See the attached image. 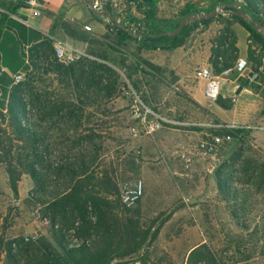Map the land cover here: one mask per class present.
Returning <instances> with one entry per match:
<instances>
[{
    "label": "rangeland",
    "instance_id": "1",
    "mask_svg": "<svg viewBox=\"0 0 264 264\" xmlns=\"http://www.w3.org/2000/svg\"><path fill=\"white\" fill-rule=\"evenodd\" d=\"M142 1L149 8L156 9L158 18L180 22L185 17L195 15V10H199L195 2H206ZM252 1V5L256 6L257 0ZM243 10L246 15L251 12L247 6ZM131 15L138 19L143 18L139 10ZM193 23L184 25L191 26L188 35L184 44L174 50L144 49L134 43H127V46L119 49L120 52H115L108 47L109 43L105 44L107 41L93 44L92 48H97L96 52H104L105 47L106 51L111 52L110 55L107 53V56L111 63L118 66L112 65L120 77L115 99L99 102L100 106L89 107L83 113L85 117L92 116L84 121L83 129L92 127L95 130L97 137L93 138V148L89 149L86 144L74 147L73 140L65 139L51 141L43 146V151L50 156L54 164L59 162L60 156H77L79 150H89L90 156L95 155L90 175L99 178L102 173L108 174L117 184L119 192L124 185L142 181L143 194L132 207H126L121 201L110 198L113 208L111 206L105 209L109 213L105 218V226L111 231L114 230L113 233L117 234V229H120L127 219L132 218L137 222L135 226L142 231L144 237L139 252L122 259H114L113 264H188L190 252L202 244L207 245L210 252L221 259L223 264H264V184L257 186L255 181L254 185L246 184L248 177L245 175L249 173L254 179L257 163L264 162V130H250L246 145L231 139L230 142L219 146L214 153L204 154L199 150L200 142L209 139L210 134L216 135L217 131L204 125L218 124L217 120L201 110L197 112L195 104H192L177 86H172V75L167 67L170 54L176 51L178 60L182 61V57L188 59L190 68L210 66L213 71V51L220 47V37L227 29L235 34L237 45L240 42L244 51L247 50L245 52L255 73L258 72L262 54L253 44V53L249 54L247 39L239 40V33L243 28L230 14L215 18L207 25L192 26ZM99 24L106 35L114 38L115 33L108 31L101 20ZM90 27L96 28V22L91 21ZM228 40H231V37ZM104 44L106 46H103ZM143 52L147 55L143 56ZM239 52L242 51L238 48ZM130 55H135L141 63L147 62L157 68L154 71L156 74L149 73L143 65H136ZM24 72L23 82H27V74L31 71ZM234 76L232 72L227 75L220 74L221 93L231 86L230 80L234 81ZM32 77L36 80V87L40 86L37 82L41 81L43 88L51 92L52 89L48 86L50 82L55 84V75L49 72L47 75L40 73ZM192 80L196 82L193 77ZM1 85L2 91L5 88ZM60 91L62 92V88ZM260 91L263 92L264 87L260 88ZM63 93L65 101L68 91ZM235 96L237 102L234 110L225 112L224 119L242 123L253 118V110L259 100L244 93ZM23 99L28 104L27 117L30 121H37V113L33 112L30 97L26 92ZM143 106L168 120L189 123L188 127H184L189 128L188 136H191L188 150L176 147V141L181 137L176 138L172 131L181 127L180 125H163L159 131L148 136L134 135L131 129L141 123ZM190 107L193 108L192 111ZM257 113L264 114V104L259 107ZM248 123L247 125L264 127V119L260 123L252 119ZM64 127V123H59L53 130L57 129L63 135L72 136V132L68 133ZM163 136L165 146L154 150L151 146L153 139ZM0 143V238L31 241L41 237L50 238L54 228L53 221L58 222L55 232L61 229V225L59 220L53 218L48 205L59 191H65L69 186L68 174L65 171L56 176L50 169L44 168L42 172L45 183L40 191L28 174L20 173L22 170L17 168L16 161L19 145L14 140L7 113H4V117L0 116ZM55 146H58L57 150ZM65 161L63 158L59 164H66ZM181 162L184 169L183 174L179 175L174 173V165ZM11 164L16 167L15 175L19 178L17 196L13 195L9 185L7 168ZM219 178H227L229 181L226 184L234 186L238 195L236 199L223 197L217 188ZM57 184L61 186L58 187ZM91 211L89 209L88 219L95 224L97 219ZM62 223V233L66 240L76 242L81 239L78 234L81 221L77 219L75 222ZM102 232L101 229H92L83 239L95 242L103 236ZM80 234H83V231ZM201 253L204 255L205 251L202 250ZM198 258L197 255L190 264H208L205 259L202 261L203 258Z\"/></svg>",
    "mask_w": 264,
    "mask_h": 264
},
{
    "label": "trees",
    "instance_id": "2",
    "mask_svg": "<svg viewBox=\"0 0 264 264\" xmlns=\"http://www.w3.org/2000/svg\"><path fill=\"white\" fill-rule=\"evenodd\" d=\"M214 3L215 1H212L210 8L204 11L206 14L213 13L212 5ZM21 5L25 6L26 3L21 2ZM144 6H147V8L145 9ZM247 7L251 11L248 15L250 19L238 15L239 12H236L233 8L228 10L234 20L249 33V39L252 40L253 45L259 48L261 54H264V36L254 24V22H257L263 25L260 13L250 3ZM137 9L142 12V19L135 18L133 15L128 17L129 22L138 27L136 34L117 28L114 38L108 35L104 36L105 41H107L105 44L109 43L108 47L110 49L120 52L119 49H122V46H127V43H134L144 49L174 50L184 44V39L188 35L191 26H184L180 33L175 36H165L164 33L173 32L178 28L180 20L160 19L156 15V9L154 7L149 8L144 2H140ZM242 12L246 14L244 10ZM194 13H201V10H195ZM218 17L221 16L202 19L194 22L192 26L207 25ZM10 24L11 22L8 19L6 26H10ZM3 25L4 23L0 20V33ZM228 35L231 40H228ZM80 39L83 42L86 41L85 37ZM35 40L37 43L29 49L27 54H24V58L28 60L27 70L31 71L27 74L29 80L12 86L5 112L9 115L14 140L19 145L16 152L17 168L22 170L20 173L28 174L40 191L43 190L42 186L45 183L42 172L44 168L50 169L56 176L66 171L70 184L65 191H59L48 205L53 218L59 220L61 229L55 232L56 223L58 222L53 221L52 226L54 228L50 238L41 237L36 241H31L30 239L5 240L1 237L0 264H113L114 259H122L139 252L144 243L142 231L135 226L137 222L132 218L127 219L123 226L117 229V234L112 232L114 230L111 231L105 226V218L109 215L105 209L112 206L110 198L120 201L117 184L106 173L100 174L99 178L93 174L90 175V168L94 163L95 155L94 157L90 156L89 150H79L77 156H60L59 162L54 164L50 160V156L43 151V146L51 141L57 142L65 139L68 141L73 140L74 147L86 144L89 149L93 148V138L97 137V134L94 133L95 130L92 127L83 129L84 121L91 119L92 116L85 117L83 113L89 107L100 106L98 105L99 102L117 97L120 77L113 66H118L109 60L107 53L110 55L111 52L106 50L96 52L97 49L92 47L88 48L87 53L98 61L82 59L73 64L62 65L54 57V48L49 37L37 35ZM220 43V47L213 51L212 67L215 75H220L223 71L232 69L239 56L236 36L231 30L227 29L223 33L220 37ZM105 44L104 46H106ZM249 48V54H252L251 46ZM130 56L136 65H143L149 70V73H155L154 71L157 68L147 62L141 63L135 55ZM219 58H221V61H219ZM49 72L56 77L55 84L50 82L51 84L48 86L51 87V92H48L45 87L43 88V82L41 81L37 82L40 86L36 87L34 85L36 80L32 77L34 74L47 75ZM232 73L235 75L234 79H236L237 74L234 71ZM259 81L264 82L263 75L259 76ZM239 85L243 88H250L255 94L260 95L264 101V91L261 92L257 84L248 86L242 78ZM61 88L62 92L60 91ZM65 90L68 91V97L64 101L63 91ZM24 92L30 97V105L33 112L37 113V121H30L27 117L28 104L23 99ZM215 103L226 111L231 110L234 105L230 100L222 98L221 95ZM0 116L4 117V113L1 111ZM59 123H64V130L68 133L72 132V136L63 135L57 129L53 130ZM217 123L220 124V122ZM59 131H61V128ZM250 133V130L244 129L215 131V134L219 136L230 135L232 140H237L241 145L247 144L246 141ZM57 147L55 146V149ZM63 158L67 163L59 164L63 161ZM15 168L11 164L7 168V173L10 189L13 195L17 196L19 178H16ZM245 175L248 177L246 184L254 185L253 181L257 183V186L264 184V162L257 163L254 179L249 173H245ZM227 181H229L227 178H219L217 188L226 199L230 197L236 199L238 195L234 190L235 188L226 184ZM89 209L92 210L91 212L97 219L95 224H92L88 219ZM77 219L82 224L78 232L81 239L76 242L68 241L63 237L62 228L64 227L62 222H75ZM92 229L93 231L95 229L103 231L100 240L88 242L87 239H83L85 235L88 236ZM82 231L83 234H80ZM262 236L264 237V227ZM202 250L205 251L204 255L201 253ZM197 255L199 256L198 259L203 258L202 261L205 259L208 264H223V261L212 254L205 244L190 252L187 263L194 262ZM117 264L124 263L119 262Z\"/></svg>",
    "mask_w": 264,
    "mask_h": 264
},
{
    "label": "crops",
    "instance_id": "3",
    "mask_svg": "<svg viewBox=\"0 0 264 264\" xmlns=\"http://www.w3.org/2000/svg\"><path fill=\"white\" fill-rule=\"evenodd\" d=\"M205 1L206 2H195V5L198 4L196 7L204 14L206 13L204 11L210 8L213 0ZM21 2L26 3L24 0H0V20L4 23L0 33V84L5 88V91L0 90V111L3 113L6 112L12 89V76L27 70L28 60L24 58V54H27L29 49L37 43L35 40L37 35L59 38L85 51H87L89 47H93V44L106 42L104 39L106 34L99 24L100 20L88 8L87 0H45L43 7L39 10L38 16H32L27 4L23 6ZM144 8L146 9L147 6H144ZM137 10H133V13H136ZM8 19L11 24L7 27L6 23ZM91 21L96 22V28L90 27ZM87 27L90 28V31L85 29ZM81 37H85L86 41H81ZM241 38H246L248 41L249 33L241 29L239 40ZM237 46L239 51H242L239 52V55L247 57L245 52L247 50L244 51V47L240 42ZM144 55L147 54L143 52V56ZM177 55L178 52L176 51L170 54V62L167 66L169 73L172 75V86H177L182 91V94L185 95L192 104H195L197 112L201 110V112H204L209 117H212L217 120V122L224 125L249 126L247 124H249L248 122L252 119H256L259 123L260 121L262 122L264 114H258L257 111L259 107L264 104V101L250 88L242 87V90L236 94L238 87L241 85L233 80H230L231 86L221 93L222 98L230 100L232 97L236 98L235 95L244 93L249 97H256L259 102L257 101V105L253 110V118H250L248 121L236 123L233 120L227 121L224 119V113L233 111L236 103L229 111L223 110L216 103H209L204 97L205 82L198 80L194 82L192 76L189 74L190 70L193 68L189 67L188 59L182 57V61L178 60ZM160 79L163 80V78ZM192 109L193 108L190 107L191 111ZM174 122L185 124L180 125L181 127L177 129H173L172 133H175L173 135H176V138L181 137V139L176 141V147H180L187 151L191 136H188V134H190L189 128L184 127H188L190 124L179 121ZM163 139H165L164 136L162 138H154L153 145H151L152 148H155L154 150L162 149L161 147L165 146ZM192 166L193 165H191V167ZM186 167L190 166L186 165ZM183 169V162L174 165V173L176 174L182 175Z\"/></svg>",
    "mask_w": 264,
    "mask_h": 264
},
{
    "label": "built area",
    "instance_id": "4",
    "mask_svg": "<svg viewBox=\"0 0 264 264\" xmlns=\"http://www.w3.org/2000/svg\"><path fill=\"white\" fill-rule=\"evenodd\" d=\"M215 3L212 5L213 12L216 16H226L231 12L229 8H233L236 12H242L243 8L249 3L252 4V0H213ZM142 2V0H87L88 8L90 11L102 21L106 29L110 32L116 33L117 28H122L127 32L136 34L138 27L135 24L130 23L128 20L129 15L133 14V10L137 9V5ZM257 5H253L257 11L260 13L264 25V0H257ZM45 0H28L26 2L28 8L31 11L32 16H38L39 10L43 7ZM202 14H204L202 12ZM206 14V13H205ZM248 16V15H247ZM249 17V16H248ZM262 25V26H263ZM264 27V26H263ZM90 31V28H85ZM260 32V30L258 29ZM261 33V32H260ZM262 34V33H261ZM52 40V45L54 48V57L56 60L64 65H69L76 63L82 59L96 60L93 56L89 55L87 51L81 50L76 46L61 40L59 38L47 36ZM248 45L251 48L252 40L248 39ZM221 61V58H219ZM258 72L252 71V65L249 59L245 56H238L234 67L222 72V75H227L234 71L237 74L235 82L239 79H244L248 86L257 84L259 88L264 87V82L259 81V76H264V54L261 55L258 64ZM189 74L198 81H204V97L209 103H215L218 97L221 95L222 80L220 75H215L210 66L197 67L190 70ZM238 78V79H237ZM25 80V72H19L12 76V86L18 85ZM239 83V82H238ZM134 93V92H133ZM138 99V98H137ZM232 104L236 103V98L232 97L230 99ZM138 111V110H137ZM163 125H185L178 122L168 120L161 117L157 113L153 112L151 109L143 106V113L141 114V123L133 127L131 132L134 135H152L159 131ZM205 127L211 128L213 130H264V127L258 126H241V125H204ZM209 139L201 141L199 144V150L204 154L214 153L219 146L224 142H230V135H209ZM143 194V184L142 181H136L132 185H124L120 190V201L126 207H132Z\"/></svg>",
    "mask_w": 264,
    "mask_h": 264
},
{
    "label": "water",
    "instance_id": "5",
    "mask_svg": "<svg viewBox=\"0 0 264 264\" xmlns=\"http://www.w3.org/2000/svg\"><path fill=\"white\" fill-rule=\"evenodd\" d=\"M25 2H27L28 0H24ZM143 2V1H142ZM238 15L240 16H243L245 19H250L246 14H244L243 12H239ZM216 16V13H210V14H195L193 16H188V17H185L181 20L178 28L173 31V32H169V33H164L163 35H170V36H175L177 35L181 28L186 25V24H189V23H192V22H196V21H199V20H202V19H209V18H212ZM254 22V21H253ZM254 24L256 25V27L260 30V32L262 33V35L264 36V27L260 24V23H257V22H254ZM241 79L238 80V82H240ZM242 90V87L239 86L238 87V90L236 92V94H238L240 91Z\"/></svg>",
    "mask_w": 264,
    "mask_h": 264
}]
</instances>
